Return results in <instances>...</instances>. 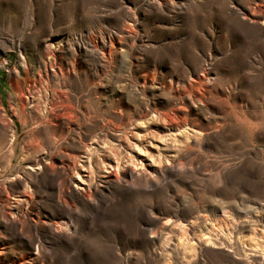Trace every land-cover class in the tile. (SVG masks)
<instances>
[{
	"label": "rangeland",
	"instance_id": "obj_1",
	"mask_svg": "<svg viewBox=\"0 0 264 264\" xmlns=\"http://www.w3.org/2000/svg\"><path fill=\"white\" fill-rule=\"evenodd\" d=\"M0 264H264V0H0Z\"/></svg>",
	"mask_w": 264,
	"mask_h": 264
},
{
	"label": "bare ground",
	"instance_id": "obj_2",
	"mask_svg": "<svg viewBox=\"0 0 264 264\" xmlns=\"http://www.w3.org/2000/svg\"><path fill=\"white\" fill-rule=\"evenodd\" d=\"M131 172H132V171H131ZM131 172H130V173H131ZM131 174H133V173H131ZM131 176H132V175H131ZM242 248H243V247H242ZM242 252H244V251H242ZM251 261H255V260H254V259H251Z\"/></svg>",
	"mask_w": 264,
	"mask_h": 264
}]
</instances>
